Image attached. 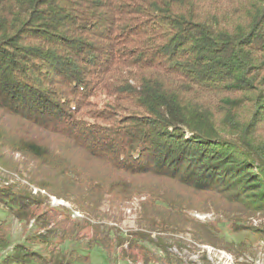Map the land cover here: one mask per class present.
I'll list each match as a JSON object with an SVG mask.
<instances>
[{
  "label": "trees",
  "instance_id": "16d2710c",
  "mask_svg": "<svg viewBox=\"0 0 264 264\" xmlns=\"http://www.w3.org/2000/svg\"><path fill=\"white\" fill-rule=\"evenodd\" d=\"M0 173L26 181L0 183V208L34 226L0 264H81L96 245L108 259L185 264L171 248L196 244L253 264L264 0H0ZM32 187L83 217L40 211L47 195ZM135 200L125 234L109 222ZM10 245L0 225V254Z\"/></svg>",
  "mask_w": 264,
  "mask_h": 264
},
{
  "label": "rangeland",
  "instance_id": "374dc122",
  "mask_svg": "<svg viewBox=\"0 0 264 264\" xmlns=\"http://www.w3.org/2000/svg\"><path fill=\"white\" fill-rule=\"evenodd\" d=\"M21 181L22 183H25L26 181L23 180L21 177H16V181H13L8 174L4 175L0 173V183L3 184H12L16 183L18 181ZM32 186V185H31ZM33 188V187H32ZM34 192H42L43 195H47V197H43V204L41 206L40 211H45L47 209H50L51 212L56 213L54 209H61V207H66L67 209H71L73 212V221L75 218L83 217L82 213L80 211H75V206L71 204L69 201L49 195L45 190H40L39 188H33ZM137 208H138V200H135L128 205H126L125 208L121 209L120 220L119 223H113L109 222L111 225L119 226L125 234L129 233L130 231L136 230L137 227ZM192 215L197 217L198 219L202 221L206 220H215L217 218L214 213H200L197 211H193ZM72 219L70 220L68 225H73ZM255 223H259V221L255 220ZM0 225L5 228L9 234V238L11 240V245L7 250L2 252L0 254V259H3L8 253L11 252L13 247L18 243H24L27 242V237L33 232V222L26 223L19 221L8 209H2L0 208ZM75 226V225H74ZM79 229V227L77 228ZM88 231V230H86ZM89 232V231H88ZM88 235L90 236L91 233L89 232ZM187 241H191L189 238H186ZM59 239H56V241L53 243L56 250L62 248L65 250H73L78 249V251H81L80 248H78L77 243L73 242H66L65 244H61L58 242ZM81 245V244H80ZM127 246V245H126ZM35 248V246H33ZM36 249H39V246H36ZM175 253H178L183 259L185 264H205L206 261L210 262L211 264H235L236 257L227 251L220 250L216 247L210 246V245H202V244H196L195 246H187L183 249H178L177 247L171 248ZM162 252L159 251V254ZM247 260L253 262V264H264V252L260 251L256 255H247L245 257ZM244 258V260H245ZM206 260V261H205ZM81 264H133L130 263L120 257L115 256L112 259H108L107 254L104 251V248L102 245H96L91 251H90V258L89 261ZM142 264V262L138 263Z\"/></svg>",
  "mask_w": 264,
  "mask_h": 264
}]
</instances>
